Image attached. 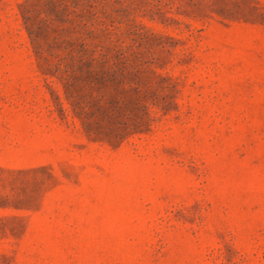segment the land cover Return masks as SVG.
<instances>
[{
	"label": "rangeland",
	"instance_id": "rangeland-1",
	"mask_svg": "<svg viewBox=\"0 0 264 264\" xmlns=\"http://www.w3.org/2000/svg\"><path fill=\"white\" fill-rule=\"evenodd\" d=\"M24 1L0 0V264H264V0H91L103 84Z\"/></svg>",
	"mask_w": 264,
	"mask_h": 264
},
{
	"label": "trees",
	"instance_id": "trees-1",
	"mask_svg": "<svg viewBox=\"0 0 264 264\" xmlns=\"http://www.w3.org/2000/svg\"><path fill=\"white\" fill-rule=\"evenodd\" d=\"M78 4L81 5V9L76 14V24L70 27L47 24L51 21L69 20L67 16L69 8L66 0H25L21 4V15L24 23L30 24L35 21L44 23L38 27L30 25L25 27L32 43L38 44L42 40L64 47L78 46V56L77 52L76 56L73 55L74 52L72 54V58L77 59L78 71L86 79L103 84L109 78L110 61L107 41L110 30L96 26L99 20L93 11L91 0H78ZM97 47H101V49ZM107 102L110 105L117 104L115 97L110 93L106 102H101L96 98L92 100L91 104L100 112H107L111 107Z\"/></svg>",
	"mask_w": 264,
	"mask_h": 264
}]
</instances>
